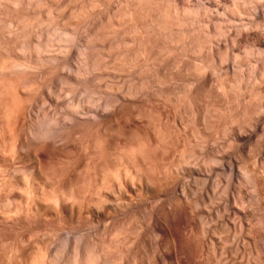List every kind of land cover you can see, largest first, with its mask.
Returning <instances> with one entry per match:
<instances>
[{
    "label": "clouds",
    "instance_id": "1",
    "mask_svg": "<svg viewBox=\"0 0 264 264\" xmlns=\"http://www.w3.org/2000/svg\"><path fill=\"white\" fill-rule=\"evenodd\" d=\"M0 264H264V0H0Z\"/></svg>",
    "mask_w": 264,
    "mask_h": 264
}]
</instances>
